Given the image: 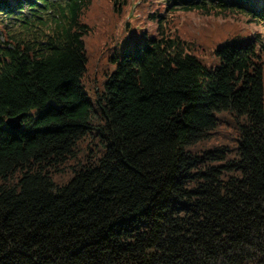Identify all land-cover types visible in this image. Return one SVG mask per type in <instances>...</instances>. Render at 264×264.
Here are the masks:
<instances>
[{
    "label": "trees",
    "instance_id": "trees-1",
    "mask_svg": "<svg viewBox=\"0 0 264 264\" xmlns=\"http://www.w3.org/2000/svg\"><path fill=\"white\" fill-rule=\"evenodd\" d=\"M110 1L0 0V264H264V0H166L151 33ZM221 110L234 142L193 147Z\"/></svg>",
    "mask_w": 264,
    "mask_h": 264
},
{
    "label": "rangeland",
    "instance_id": "rangeland-1",
    "mask_svg": "<svg viewBox=\"0 0 264 264\" xmlns=\"http://www.w3.org/2000/svg\"><path fill=\"white\" fill-rule=\"evenodd\" d=\"M127 6L124 11V14L122 16V19L127 20L128 24L130 25V28L134 30V32L140 33L139 31H144L146 33L153 32V28L155 25V19L153 15H149V12L157 13L159 12V8L161 5L165 3L166 0H126ZM177 1V0H175ZM190 1V0H188ZM196 3L201 2V0H193ZM214 1V0H212ZM211 1V2H212ZM102 2V1H99ZM107 4H110V0H106ZM185 4V2H182ZM174 5H181V2H175ZM99 7V10H101V14L104 16L107 15V8L106 6L103 7V3H99L97 5ZM175 7H170L168 5L165 9H163L161 12L162 16L166 19L167 23L165 22L166 26L174 27L175 30H179V26L181 27V19L179 16H176V14H179V11L174 12ZM115 15V14H114ZM92 18H94L93 15H91ZM182 17V16H181ZM202 18L204 20H208L211 24V27H214V25L217 24L219 26V22L214 21L213 17H209V15H202ZM154 19V20H153ZM183 19V17H182ZM231 19L230 26L229 25H221L217 27V31L214 33L213 38L215 40L220 41L227 38H230L233 36V34L236 33H244L246 30L250 29V25H247L245 23H242L240 20H235L233 18ZM174 20V21H173ZM111 22H116L118 24V17L114 18L110 17ZM256 29L263 30L264 24H258L255 26ZM183 28L186 32V34L192 38H195L196 31L193 32V36L191 35V32L186 30L185 23L183 25ZM182 33V34H181ZM181 36L184 39H187L188 36L183 33V29L181 32ZM88 40V39H87ZM86 40V45L88 49L92 50V55L95 56V60L92 58H89L88 64H87V76L85 81V88L87 92L92 95V89L93 88H99L100 87V80L103 77L102 75V68L106 67V62L103 60V57L99 58L104 49V46H107L111 44L113 41L116 42L115 39L113 41L107 42L102 41V44H99V42L91 43L92 38H90L88 41ZM88 42V43H87ZM201 43L202 47L200 50H197L196 55L199 57V59L205 64V65H211L215 62L214 56L210 54V48L214 46V44L207 43L205 40L197 42ZM93 56V57H94ZM101 69V70H100ZM104 69V68H103ZM95 74L96 77H94V80H92V74ZM94 84V85H93ZM91 85H93L91 87ZM263 88H264V74H263ZM264 96V91H263ZM233 123L231 120V115L227 110H221L220 112H217V122L215 126L209 130V134L205 135L204 137L200 138L196 141V143L193 145L196 149L199 150H205L210 149L214 145H217L219 143H226L228 145H231L232 142H234L233 138L226 139L227 135L232 136L233 135ZM226 140V141H225Z\"/></svg>",
    "mask_w": 264,
    "mask_h": 264
},
{
    "label": "water",
    "instance_id": "water-1",
    "mask_svg": "<svg viewBox=\"0 0 264 264\" xmlns=\"http://www.w3.org/2000/svg\"><path fill=\"white\" fill-rule=\"evenodd\" d=\"M23 115V112H18L16 114L6 116L5 123L10 128H18L20 126V119Z\"/></svg>",
    "mask_w": 264,
    "mask_h": 264
}]
</instances>
